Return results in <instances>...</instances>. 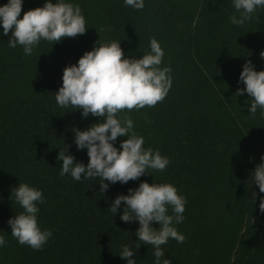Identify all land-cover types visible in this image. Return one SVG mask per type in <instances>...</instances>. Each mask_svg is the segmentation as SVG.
<instances>
[{
  "label": "trees",
  "instance_id": "obj_1",
  "mask_svg": "<svg viewBox=\"0 0 264 264\" xmlns=\"http://www.w3.org/2000/svg\"><path fill=\"white\" fill-rule=\"evenodd\" d=\"M74 2L85 17L83 34L52 45L40 41L30 56L20 46L9 48L0 34V235L6 240L0 264H124L119 246L136 240L138 225L120 221V209L112 216L107 208L116 194L152 179L173 184L186 200L176 225L183 242L161 245L170 264H264V213L257 211L264 194L249 185L264 154V117L259 109L247 113V93L235 96L243 88L237 77L245 60L264 70V7L238 27L228 22L231 0H144L140 10L122 0ZM42 3L22 0L20 15ZM150 37L163 50L160 67H170L171 86L154 106L124 111L144 146L159 150L169 164L136 181L110 184L102 194L95 180L60 176L56 154L64 145L65 154L87 163L71 129L101 119H82L79 109L56 105L61 69L97 40H120L122 52L138 58ZM19 182L42 192L37 222L51 236L39 250L18 244L6 223L21 211L11 197ZM151 253V245L141 244L136 264H152Z\"/></svg>",
  "mask_w": 264,
  "mask_h": 264
},
{
  "label": "clouds",
  "instance_id": "obj_2",
  "mask_svg": "<svg viewBox=\"0 0 264 264\" xmlns=\"http://www.w3.org/2000/svg\"><path fill=\"white\" fill-rule=\"evenodd\" d=\"M122 3L134 10L144 7V0H122ZM21 5L22 0L0 4V34L7 36L9 48L20 46L25 56H30L40 41L52 45L61 38L83 34L87 28L81 7L74 0H43L41 6L20 15ZM231 6L233 13L229 14L228 22L239 27L264 7V0H231ZM119 41L97 40L74 64L61 69V83L53 93L58 107L79 109L82 119L89 115L101 118L83 130L71 129L75 148L85 150L86 164L76 161L71 153L65 154V145L56 154L60 176L67 174L73 181L95 180L101 194L110 184L136 181L141 175H152L149 170L163 171L169 164L159 150L144 146V137L134 131L133 120L124 110L152 107L161 101L171 86V69L167 65L160 67L163 50L156 39L149 38L148 51L138 58L125 55ZM260 56L264 58V51ZM237 81L243 88L237 87L235 96L247 93L251 98L247 113L255 114L259 109L264 117V70H254L253 64L245 60ZM145 123L150 121L145 118ZM125 136L126 139L118 141V147L114 146L117 137ZM252 184L264 194V154L251 171L249 185ZM11 197L21 211L6 220L10 235L18 244L39 250L51 236V231L41 229L37 222L42 192L19 182L12 188ZM250 199L255 202L257 193L252 192ZM185 204L184 196L178 194L173 184L157 183L153 179L151 183L141 180L136 187L126 189V194H116L108 211L114 216L120 209V221H135L138 225L134 230L136 240L127 238L119 246L117 255L124 264H136L134 253L141 244L151 245L152 264H170L161 245L169 239L183 242L184 236L176 225L184 219ZM257 211L264 213V195L259 196ZM151 222H156L158 227H153ZM5 244L4 236L0 235V247Z\"/></svg>",
  "mask_w": 264,
  "mask_h": 264
}]
</instances>
